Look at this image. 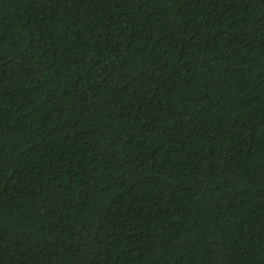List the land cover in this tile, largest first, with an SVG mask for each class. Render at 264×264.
Listing matches in <instances>:
<instances>
[{
    "label": "trees",
    "instance_id": "1",
    "mask_svg": "<svg viewBox=\"0 0 264 264\" xmlns=\"http://www.w3.org/2000/svg\"><path fill=\"white\" fill-rule=\"evenodd\" d=\"M0 264H264V0H0Z\"/></svg>",
    "mask_w": 264,
    "mask_h": 264
}]
</instances>
